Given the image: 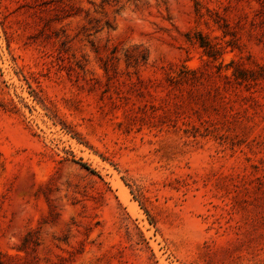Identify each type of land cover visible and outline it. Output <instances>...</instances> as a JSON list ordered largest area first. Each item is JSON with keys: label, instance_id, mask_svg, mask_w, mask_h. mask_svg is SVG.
<instances>
[{"label": "rangeland", "instance_id": "rangeland-1", "mask_svg": "<svg viewBox=\"0 0 264 264\" xmlns=\"http://www.w3.org/2000/svg\"><path fill=\"white\" fill-rule=\"evenodd\" d=\"M0 257L264 264V0H0Z\"/></svg>", "mask_w": 264, "mask_h": 264}, {"label": "trees", "instance_id": "trees-1", "mask_svg": "<svg viewBox=\"0 0 264 264\" xmlns=\"http://www.w3.org/2000/svg\"><path fill=\"white\" fill-rule=\"evenodd\" d=\"M197 38H198V41H199V46H200V48L204 49L205 54L208 57L215 58V56H216L218 51L215 50L214 47L211 46L209 44V42L206 41V38H204L202 35L197 34ZM0 264H3V262L1 261V257H0Z\"/></svg>", "mask_w": 264, "mask_h": 264}, {"label": "bare ground", "instance_id": "bare-ground-1", "mask_svg": "<svg viewBox=\"0 0 264 264\" xmlns=\"http://www.w3.org/2000/svg\"><path fill=\"white\" fill-rule=\"evenodd\" d=\"M119 186H120V185H119ZM121 193H122V195H121ZM123 193H124V192H120V196H121V198H122V196H123V199L125 200L126 195H125V193H124V195H123ZM124 196H125V197H124ZM125 201H126V200H125ZM131 206H133V205H131ZM131 209H132V210H135V209H136L135 205H134V207H131ZM136 211H137V209H136ZM136 211H135V212H136ZM132 212H133V211H132Z\"/></svg>", "mask_w": 264, "mask_h": 264}]
</instances>
